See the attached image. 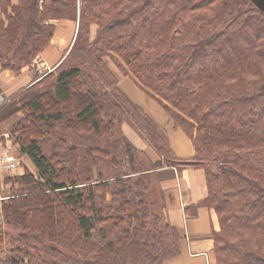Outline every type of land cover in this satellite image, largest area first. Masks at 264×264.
<instances>
[{
  "label": "trees",
  "instance_id": "16d2710c",
  "mask_svg": "<svg viewBox=\"0 0 264 264\" xmlns=\"http://www.w3.org/2000/svg\"><path fill=\"white\" fill-rule=\"evenodd\" d=\"M63 20L78 23L68 54L0 106V148L11 141L25 166L3 179L20 187L2 205L20 230L3 260L164 264L183 235L156 172L176 167L205 172L208 196L186 213L216 212V264H264V13L251 0H0V71L19 75ZM107 57L192 139L191 159L175 156ZM126 125L157 153L149 169ZM117 128L113 149L99 143Z\"/></svg>",
  "mask_w": 264,
  "mask_h": 264
},
{
  "label": "crops",
  "instance_id": "0c3cea01",
  "mask_svg": "<svg viewBox=\"0 0 264 264\" xmlns=\"http://www.w3.org/2000/svg\"><path fill=\"white\" fill-rule=\"evenodd\" d=\"M13 3L17 4L18 0H13ZM77 30V22L60 21L56 25L54 36L47 48L19 75H15L10 70L0 71V106L53 71L70 51ZM94 33L95 30L92 27L93 36ZM120 87L143 108L158 127L166 131L176 157L191 159L194 156L195 148L192 139L182 129L175 127L163 109H159L154 102L146 98L136 86L131 84L129 79H120ZM136 91L139 94H136ZM140 99L146 105L145 107ZM124 129L134 144L140 147L147 146V143L143 142L129 125H126ZM152 156L153 161L159 159L158 156L155 158L154 153ZM156 173L165 194L167 219L183 235L180 254L166 260L164 264H211V255L214 256L213 262L216 261L212 238L213 231L220 229L216 212L212 209L200 208L196 217L186 213L187 207L196 205L208 196L204 170L196 168L178 170L176 167H163Z\"/></svg>",
  "mask_w": 264,
  "mask_h": 264
},
{
  "label": "rangeland",
  "instance_id": "374dc122",
  "mask_svg": "<svg viewBox=\"0 0 264 264\" xmlns=\"http://www.w3.org/2000/svg\"><path fill=\"white\" fill-rule=\"evenodd\" d=\"M96 27H97L96 25L93 26L94 30H96ZM106 61L108 62L109 66L113 69V71L118 74V77L121 80H123V78L129 79L131 84L136 86L146 96V98L150 99L152 102H154L157 105V107L159 109H163L167 113V111L165 110L163 105L156 98L150 96L147 92H145L132 78L124 76L121 73L120 69L117 67V64L110 57H107ZM135 93L139 94L138 91H136ZM140 101H141V99H140ZM142 104L144 105V107L146 106L143 102H142ZM167 115L169 116L168 113H167ZM19 119L20 118L18 116L12 117L8 121H6V123L4 124V128L3 129L4 130H9L10 127L15 125L19 121ZM169 119H170V116H169ZM124 128H125V126H124ZM118 137H120V134H119V129L117 128V131L111 137H109L108 139H103V140L99 141V143L105 145L104 143L107 142V146L109 147V149H113V147H111L110 145H113L115 143V140ZM11 143H12L11 141L7 142L8 145L9 144L11 145L9 147L18 156L19 161H20V155L21 154H20V152H18V150L14 149V147H13V145ZM135 145L138 146L137 144H135ZM138 147H140V146H138ZM141 148L144 149L143 151L145 153L140 154V156L137 155V163L136 164L142 163V166H143L144 169H149L150 164L148 163V160H154L153 156H152V153H154L156 155L155 158L158 155L155 152V150L149 145H147L146 147L145 146L141 147ZM24 162H25V165H29L30 167H32L31 171H33V172L35 171L34 166H31L30 160L28 161V159H26L24 157L22 163H24ZM24 168H25V166L22 164L21 169L18 168V170L15 173H13L12 175H10V176L15 177V176L19 175L20 173L22 174L24 172ZM153 179H155V178H153ZM19 188H20L19 186H15L12 183H9V184L5 183L4 187H3L2 191H1V194H0V230L2 231V235L6 239L3 244H0V264H7V262L5 261L6 258L4 256L7 255V258H9V255H10L9 251L12 249V247H14L15 240L18 238V234L20 232V230H18L16 228L6 224L4 216H3L2 205H3V202L8 199V196H11L12 194L16 193L19 190ZM151 189L152 190L155 189L154 183H153V186L151 185ZM152 199L157 201L158 207H159V212L161 214H164L163 213V209L161 208V206H162L161 202L162 201L158 197V192L157 191H155V193L152 195ZM39 249H40V247H39ZM3 258H5V259L3 260ZM213 259H214V256L211 255V264H216V261L213 262ZM167 264H171V263H167Z\"/></svg>",
  "mask_w": 264,
  "mask_h": 264
},
{
  "label": "built area",
  "instance_id": "2783aa9c",
  "mask_svg": "<svg viewBox=\"0 0 264 264\" xmlns=\"http://www.w3.org/2000/svg\"><path fill=\"white\" fill-rule=\"evenodd\" d=\"M18 156L9 146L0 148V194L3 188V178L6 175H12L18 170Z\"/></svg>",
  "mask_w": 264,
  "mask_h": 264
},
{
  "label": "water",
  "instance_id": "95a60500",
  "mask_svg": "<svg viewBox=\"0 0 264 264\" xmlns=\"http://www.w3.org/2000/svg\"><path fill=\"white\" fill-rule=\"evenodd\" d=\"M252 3L264 13V0H251Z\"/></svg>",
  "mask_w": 264,
  "mask_h": 264
}]
</instances>
